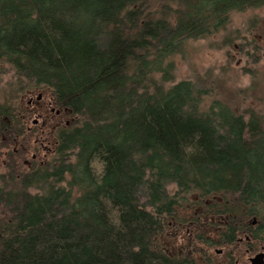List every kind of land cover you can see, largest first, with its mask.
Listing matches in <instances>:
<instances>
[{
	"label": "trees",
	"instance_id": "1",
	"mask_svg": "<svg viewBox=\"0 0 264 264\" xmlns=\"http://www.w3.org/2000/svg\"><path fill=\"white\" fill-rule=\"evenodd\" d=\"M261 6L0 0V63L16 90H47L76 117L46 167L7 162L0 264H195L155 245L180 208L225 217L229 241L263 218L264 115L202 108L205 90L172 81L169 60L232 11Z\"/></svg>",
	"mask_w": 264,
	"mask_h": 264
},
{
	"label": "rangeland",
	"instance_id": "2",
	"mask_svg": "<svg viewBox=\"0 0 264 264\" xmlns=\"http://www.w3.org/2000/svg\"><path fill=\"white\" fill-rule=\"evenodd\" d=\"M182 49L169 59L173 63L170 71L172 81L187 80L205 90L202 108L219 101L236 114L247 115L253 111L264 115V6L232 11L221 30L188 40ZM18 84L12 70L0 63V103L10 100L13 104H26L25 92L20 87L16 90ZM7 164L0 159V187L5 189L13 186L9 181ZM28 190L35 192L34 188ZM199 208H180L174 221L156 237L155 245L166 254L173 255H178L179 250L184 254L186 249L185 253L190 252L189 257L195 264H223L215 252L222 247V215H211L214 222L206 221L197 242L191 247L185 244L184 229L178 232L177 226H173L189 224V221L201 223L204 216L199 214ZM246 220H251V217ZM261 220L264 222V216ZM244 260L241 258L240 264H244Z\"/></svg>",
	"mask_w": 264,
	"mask_h": 264
},
{
	"label": "flooded vegetation",
	"instance_id": "3",
	"mask_svg": "<svg viewBox=\"0 0 264 264\" xmlns=\"http://www.w3.org/2000/svg\"><path fill=\"white\" fill-rule=\"evenodd\" d=\"M26 104H13L8 106V113L0 116V159L3 164L14 161V165H23L28 171L46 167L58 147V134L62 129L68 128L73 115L67 107L59 106L53 95L47 90L25 91ZM19 165V167H20ZM211 215L204 216L201 223L189 221V224H174L178 232L184 229L187 241L186 246L191 247L205 228L206 221L214 222ZM263 219V218H261ZM252 216L251 220L241 223L240 230L235 231L231 241L224 231L226 218L221 222V249L215 252L222 258L223 264H252L255 256L260 257V264H264V222ZM179 225V226H178ZM179 250V256H189ZM174 253L168 254L173 255Z\"/></svg>",
	"mask_w": 264,
	"mask_h": 264
},
{
	"label": "water",
	"instance_id": "4",
	"mask_svg": "<svg viewBox=\"0 0 264 264\" xmlns=\"http://www.w3.org/2000/svg\"><path fill=\"white\" fill-rule=\"evenodd\" d=\"M252 264H260V257L259 256H255L253 259H252Z\"/></svg>",
	"mask_w": 264,
	"mask_h": 264
}]
</instances>
